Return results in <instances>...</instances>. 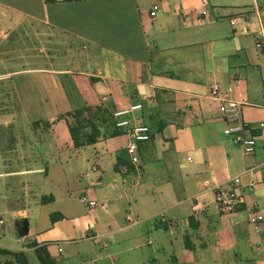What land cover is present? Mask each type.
<instances>
[{
	"label": "crops",
	"instance_id": "0c3cea01",
	"mask_svg": "<svg viewBox=\"0 0 264 264\" xmlns=\"http://www.w3.org/2000/svg\"><path fill=\"white\" fill-rule=\"evenodd\" d=\"M0 12L31 21L43 55L6 73L27 123L0 130V250L24 260L4 262L43 264L37 242L50 264H264V220L249 219L264 214V131L245 153L210 93L231 86L242 116L264 120V0H0ZM111 103L143 104L128 116L151 128L137 163L128 129L76 147L62 117ZM236 175L244 201L225 215L203 182Z\"/></svg>",
	"mask_w": 264,
	"mask_h": 264
},
{
	"label": "built area",
	"instance_id": "2783aa9c",
	"mask_svg": "<svg viewBox=\"0 0 264 264\" xmlns=\"http://www.w3.org/2000/svg\"><path fill=\"white\" fill-rule=\"evenodd\" d=\"M158 9L159 5L155 4L151 14L155 16ZM257 47L259 49L264 47V30L262 31L261 39L257 41ZM210 93L213 98L219 101V109L226 122L224 129L225 134L231 136L233 141L244 149L245 153H254L258 146L259 137L264 136V134L261 136L257 133L254 134L253 131H264V120L252 122L242 116L241 108L243 102L233 97V88L231 86L224 87L219 83H215L211 85ZM142 107V103H135L113 112L116 126L122 129H128L130 141L127 144V151L133 163L139 162L140 159L139 142L147 141L151 138V128L149 124L142 122L132 123L131 119L128 117L134 111ZM203 185L207 188L211 187L217 190V204L219 210L225 215L235 213L238 206L244 201L242 175L233 176L229 178L227 182L223 183L206 179ZM82 201L86 203V198L83 197ZM89 203L90 205L96 204L95 201H89ZM103 206H105V203ZM249 219L253 223L261 222L264 220V214L250 210Z\"/></svg>",
	"mask_w": 264,
	"mask_h": 264
},
{
	"label": "rangeland",
	"instance_id": "374dc122",
	"mask_svg": "<svg viewBox=\"0 0 264 264\" xmlns=\"http://www.w3.org/2000/svg\"><path fill=\"white\" fill-rule=\"evenodd\" d=\"M1 16L0 12V73H3L6 68L19 69L24 64L28 66L34 65L36 62L41 64L43 61L40 58H43V55L40 54L42 51L39 46L35 48L31 21H23L18 19L17 15H13L14 20L7 22ZM11 27L15 31L9 33L8 30ZM42 42V44H48V37L43 38ZM39 44L41 43L38 40L36 45ZM15 83L16 81L12 80L10 74H0V130L4 127H12L9 131H17L19 126H24L27 123L22 114L23 107L20 104ZM12 134L8 132L5 135L12 136ZM5 227L11 236L6 240V243L18 246L19 243L13 241L16 233L11 228L10 221L6 222ZM4 257L6 256H3L0 250V262L2 264H6ZM14 264L23 263L16 261ZM31 264H39L38 259L34 257Z\"/></svg>",
	"mask_w": 264,
	"mask_h": 264
},
{
	"label": "trees",
	"instance_id": "16d2710c",
	"mask_svg": "<svg viewBox=\"0 0 264 264\" xmlns=\"http://www.w3.org/2000/svg\"><path fill=\"white\" fill-rule=\"evenodd\" d=\"M9 31L10 30H8V32ZM14 31H10L9 33ZM15 70L14 68H6L5 71L0 74L4 75L14 72ZM115 108L114 103L108 104L106 108L83 106L62 114V117L65 118L69 126L75 146L80 147L85 144L94 143L102 136H115L121 134L123 129L116 126L113 116ZM60 217H63V215L59 212H53L51 214L52 221H56ZM33 245H35V250L43 264L52 263L46 245H39L37 242H33ZM1 252L15 254L19 261H24L20 259L22 255L21 252H14L2 248ZM0 264L2 263L0 262ZM6 264H12V261L7 260Z\"/></svg>",
	"mask_w": 264,
	"mask_h": 264
}]
</instances>
